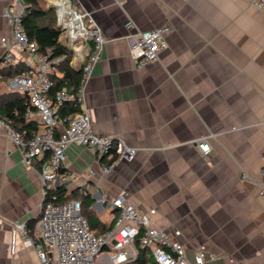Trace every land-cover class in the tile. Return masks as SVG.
I'll use <instances>...</instances> for the list:
<instances>
[{
    "label": "crops",
    "instance_id": "1",
    "mask_svg": "<svg viewBox=\"0 0 264 264\" xmlns=\"http://www.w3.org/2000/svg\"><path fill=\"white\" fill-rule=\"evenodd\" d=\"M9 1L0 0V66L11 37ZM70 1L108 39L85 84L92 129L137 149L133 161L104 176L113 155L100 159L78 144L67 150L77 182H98L82 193L91 196L94 215H105L101 227L116 215L106 201L127 192L141 210L156 209L158 228L181 231L189 257L204 247L216 255L209 264H264V10L246 0ZM129 20L139 30L170 25L158 60L137 67ZM26 61L17 54L16 62ZM7 91L0 80V93ZM201 139L212 145L209 156L197 146ZM76 183L64 186L68 195L81 193ZM43 203L38 169L26 167L19 147L0 134V264H40L17 226L32 223L34 235Z\"/></svg>",
    "mask_w": 264,
    "mask_h": 264
},
{
    "label": "built area",
    "instance_id": "2",
    "mask_svg": "<svg viewBox=\"0 0 264 264\" xmlns=\"http://www.w3.org/2000/svg\"><path fill=\"white\" fill-rule=\"evenodd\" d=\"M246 1L264 10V0ZM71 7V15H62L58 10V20L64 30L63 38L75 54L76 61L72 65L78 68V61L82 62L83 74L75 90L64 88L52 96V76L67 54L53 55L50 50H39L37 42L24 28L28 10L25 0H10L4 11L11 26V37L2 63H14L17 54H24L29 68L6 80V84L10 91L29 94L32 109L26 116L41 123L40 129L29 132L0 117V134L7 135L19 147L26 167L38 169L43 185L44 203L34 235H29L27 223L19 224L17 229L37 253L40 264H136L143 253L153 264H209L216 255L208 256L206 249L199 247L194 257H189L186 247L178 240L181 231L177 229L171 235L166 229L158 228L154 220L156 209L141 210L127 192L106 201L116 215L113 225L103 232L91 227L80 199L57 201L58 195L53 193L57 184L67 188L77 182L68 164L67 150L72 144L93 149L100 159L113 155L101 168V176L118 162H130L137 156V149L123 139L100 135L92 129L85 104V84L101 61L108 39L90 13L77 10L72 3ZM127 26L131 30L126 36L129 55L137 67L158 60L168 45L170 25L139 30L129 20ZM67 102H75L79 111L62 114L61 109ZM197 146L204 156H209L212 145L207 139L199 140ZM76 184L81 193L98 188V182L91 178ZM258 196L264 201V155Z\"/></svg>",
    "mask_w": 264,
    "mask_h": 264
},
{
    "label": "trees",
    "instance_id": "3",
    "mask_svg": "<svg viewBox=\"0 0 264 264\" xmlns=\"http://www.w3.org/2000/svg\"><path fill=\"white\" fill-rule=\"evenodd\" d=\"M28 4L27 14L23 24L30 38L37 42L39 50L47 52L50 50L53 55L67 54V58L57 67L55 74L52 76L53 87L50 95H54L58 91L68 88L74 90L79 85L82 74V63L78 68L74 67L71 62L75 57L67 43L62 39L64 30L59 24L58 15L55 8H44L39 0H25ZM29 68L22 62L6 63L0 66V80H8L18 74L28 71ZM73 90V91H74ZM32 109L30 96L22 91H7L0 93V117L8 123L20 130L31 131L32 129H40L41 123L34 119H29L26 113ZM79 111V107L75 102H67L61 109L62 114H75ZM66 189L64 186L57 187L53 193L58 195V202H64L70 199L78 198L82 201V210L88 218L89 224L98 232H103L109 227H101V223L92 219L95 212L92 209V199L89 194L73 192L65 196ZM33 224L29 223L28 228ZM136 264H153L149 260L146 253Z\"/></svg>",
    "mask_w": 264,
    "mask_h": 264
},
{
    "label": "bare ground",
    "instance_id": "4",
    "mask_svg": "<svg viewBox=\"0 0 264 264\" xmlns=\"http://www.w3.org/2000/svg\"><path fill=\"white\" fill-rule=\"evenodd\" d=\"M59 8V11L61 12L62 15L68 14L71 15L72 10H71V3L69 2V0H57L55 2ZM56 6V5H53ZM56 6V7H57Z\"/></svg>",
    "mask_w": 264,
    "mask_h": 264
},
{
    "label": "rangeland",
    "instance_id": "5",
    "mask_svg": "<svg viewBox=\"0 0 264 264\" xmlns=\"http://www.w3.org/2000/svg\"><path fill=\"white\" fill-rule=\"evenodd\" d=\"M49 2H51L52 3V5H55L54 4V2H56L57 0H48ZM47 0H43L42 2H43V4L45 5V7H49V8H51V3H49ZM47 5V6H46ZM55 10H56V12H57V15L59 14V12H58V10H59V8L57 7V8H55ZM65 42H66V40H64ZM80 65L78 64V67H79ZM102 216H105V215H102V214H100L99 216H96V215H94L93 217H92V219L94 220V221H96V222H98V219H100V218H102ZM104 218V217H103Z\"/></svg>",
    "mask_w": 264,
    "mask_h": 264
},
{
    "label": "water",
    "instance_id": "6",
    "mask_svg": "<svg viewBox=\"0 0 264 264\" xmlns=\"http://www.w3.org/2000/svg\"><path fill=\"white\" fill-rule=\"evenodd\" d=\"M71 2V1H70ZM53 8H57L56 6H52Z\"/></svg>",
    "mask_w": 264,
    "mask_h": 264
}]
</instances>
